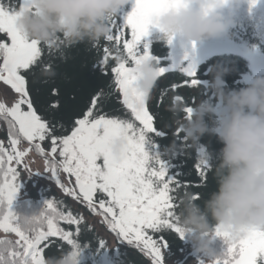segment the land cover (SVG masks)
Returning a JSON list of instances; mask_svg holds the SVG:
<instances>
[{
    "label": "snow or ice",
    "instance_id": "snow-or-ice-1",
    "mask_svg": "<svg viewBox=\"0 0 264 264\" xmlns=\"http://www.w3.org/2000/svg\"><path fill=\"white\" fill-rule=\"evenodd\" d=\"M180 3L182 0H134L132 10L122 21L117 23L116 17L108 20L104 35L107 41L115 40L119 44L123 30H130V38L123 39V52L116 48V64L111 68L124 117L105 112L106 97L111 92H97L91 97L86 111L72 113L73 119L61 113V105L55 96L52 103L43 102L38 109L26 86V76L34 74L35 68L42 63L45 67L41 71L51 69V65L42 59V45L53 55L64 41L59 36L47 42L28 38L17 27L16 20L30 7V0H20L18 5L11 0L7 4L0 0V33H6L10 40V43L0 40V82L18 94L10 105L0 101V120L7 125L12 148L9 153L0 143V228L18 237L15 242L0 241V264H46L42 253L54 244V237L66 242L71 249L69 252L76 258L86 246L74 238L81 232V225L87 224L82 213L61 210L52 200H45L38 214L19 216L10 209L20 187L18 166L29 151L17 150L21 139L28 142L30 149L34 148L44 156V172L55 179L64 193L83 205L89 214L101 217V223L107 225L118 240L135 245L150 256L151 264H165L164 230L184 238L186 230L179 222L176 208L183 199L178 195L179 190L188 188L190 182L181 180L180 172L171 171V161L194 155V167L203 178L211 159L196 139L186 136L180 127L176 128L169 144H161L153 138L166 136L165 128L155 127L148 95L139 88L135 70L141 61L151 60L157 66L158 77L164 74L165 68L151 57L148 43L143 44L142 52L138 45L148 34L151 17ZM248 3L251 8L258 0H248ZM172 39L171 35L167 38L169 43ZM111 51L108 47L103 49L104 56L98 65L104 75L108 74L104 66ZM183 72L187 77L184 86L200 84L191 65ZM179 100L177 96L173 103ZM183 111L190 117L192 107H185ZM66 125L70 126V131ZM117 135L124 139L119 155L109 148L111 138ZM47 141H50V148L45 151L42 143ZM101 159L102 164L98 163ZM61 169L75 178L73 187L60 181ZM28 170L31 175L33 172ZM60 222L69 229L74 226V232L60 227ZM150 232L161 235L156 239ZM212 236H219L224 241L222 250L211 255L213 264H264V227L249 226L234 234L223 226H216ZM99 243L106 245L104 239ZM60 250H63L62 245ZM198 261L205 264L204 259Z\"/></svg>",
    "mask_w": 264,
    "mask_h": 264
},
{
    "label": "trees",
    "instance_id": "trees-1",
    "mask_svg": "<svg viewBox=\"0 0 264 264\" xmlns=\"http://www.w3.org/2000/svg\"><path fill=\"white\" fill-rule=\"evenodd\" d=\"M4 2L7 4L9 0H4ZM11 2L18 5L20 0H11ZM133 5L134 0H127L116 16L117 23L119 20L122 21L132 10ZM218 11L222 13L226 22V27L221 35L222 40L228 45L226 48L211 49L208 47L203 51V47L209 46L211 43L212 36L193 41L195 42L193 45L192 41L176 35L169 43L153 25H149L148 34L142 38L138 45L142 52L143 44L147 42L151 57L156 58L159 65L165 68L164 74L157 78L148 97V107L154 116L155 127L165 128L166 136L153 137L161 144H169L174 139L173 134L177 126L173 123V112L170 109L174 104L175 97H180V100L175 103H178L183 109L189 106L193 107L203 99H208L218 106L214 89L211 87L213 78L218 73L221 74L224 81L222 87L225 91L242 88L252 78L264 76V69L256 71L253 67L255 62L264 67V0H258V3L251 8L248 0H226V3ZM115 34V30H113V35L115 36ZM58 36L64 43L60 50L54 51L53 55H50L47 46L42 45V59L51 65L50 71H41V68L45 67V64L42 63L40 67L35 68L34 74L26 76V86L32 99L36 102L35 106L39 109L43 102L52 103L53 96H55L61 105V113L66 114V118L74 119L72 113L86 111L94 94L111 92L112 94L106 97L104 110L108 113L114 112L123 118L124 110L122 104L119 103L118 89L114 86L111 68L116 64L114 59L117 54L116 48L123 52V39L130 38V30L126 28L123 30L119 44L115 40H105L104 36L99 40L86 38L71 42L65 39L62 34ZM0 40L10 43L6 33H0ZM105 47L112 49L107 64L104 66L107 75L102 74L101 68L98 67L103 59ZM189 65L194 68L195 78L200 81L198 86H184V80L187 77L183 69ZM182 116L186 117L187 114L183 112ZM208 123L211 127L213 120L210 118ZM66 128L70 131V126L66 125ZM196 141L206 150L211 159L204 177L202 178L196 172L194 155L173 159L171 171L180 172L182 174L180 179L190 182V186L186 189L181 188L178 195L184 197V193L187 192L188 195L196 197L194 199L196 203L202 205L208 194L215 188L216 160L222 144L211 132L200 135ZM0 143L4 144L9 153L12 152L7 125L2 120H0ZM42 147L48 151L50 141L42 143ZM57 158L59 159L58 155ZM102 162V159L98 160V163L102 164ZM26 199L36 205L39 211L45 200H52L60 205L61 210L82 213L87 224L81 225V232L74 238L81 245L86 246L82 247L77 264H150V259L144 252L123 240L115 238L116 247L114 248L109 247L107 242L105 246H101L99 240L104 238L86 219L92 215L83 205L66 193L60 194L49 185L38 190L30 186ZM181 207L182 205L179 203V207L176 208L177 215H180ZM60 227L74 232V226L69 229L64 222H60ZM149 234L156 239H159L161 235V233L151 232ZM162 235L167 243L164 250L165 263L174 259L183 263L189 254L196 250L187 233L183 239L169 230H164ZM4 240L15 242L14 239L6 236L0 241ZM52 240L54 244L45 248L42 253L45 260L51 257H61L71 250L70 246L60 238L54 237ZM61 245L63 246L62 251L60 250ZM209 247L214 252H219L224 247V241L219 236H212ZM197 252L202 253L203 257L213 264L211 256H205L201 251Z\"/></svg>",
    "mask_w": 264,
    "mask_h": 264
},
{
    "label": "clouds",
    "instance_id": "clouds-1",
    "mask_svg": "<svg viewBox=\"0 0 264 264\" xmlns=\"http://www.w3.org/2000/svg\"><path fill=\"white\" fill-rule=\"evenodd\" d=\"M127 0H30L17 18V27L28 38L47 42L62 34L68 41L99 40L108 30V20L116 17ZM220 0H182L151 17V25L167 39L180 36L188 41L221 33L226 22L218 11ZM193 5H196L195 7ZM137 82L149 97L158 78L151 60L136 65ZM221 74L211 83L218 106L203 99L192 107L190 117L174 103L173 123L189 138L206 132L222 144L215 167V188L203 204L190 195L183 197L179 222L197 251L211 256V233L223 226L234 234L249 226L264 227V76L252 78L239 89L225 91ZM213 120L209 127L208 120ZM122 136H113L109 148L119 155ZM46 264H77L71 252L51 257Z\"/></svg>",
    "mask_w": 264,
    "mask_h": 264
},
{
    "label": "rangeland",
    "instance_id": "rangeland-1",
    "mask_svg": "<svg viewBox=\"0 0 264 264\" xmlns=\"http://www.w3.org/2000/svg\"><path fill=\"white\" fill-rule=\"evenodd\" d=\"M222 32L215 36H212L211 43L209 44V46L203 47V51H205L206 48L208 47L211 49L226 48L228 45L226 42L222 40L221 37ZM253 65L256 69H264V67L257 62H255ZM17 96L18 94L14 93V91L10 89V86L4 85L3 82H0V101L10 105L14 101V99L17 98ZM24 149H29V151L24 156L23 163L18 166L19 172L21 174V178L19 179L20 187L10 205V209L19 216H25L39 212L37 206L26 199L27 190L30 186L38 190L41 187L49 185L55 188V190L58 193L60 194L63 193V190L57 185L55 179L51 178L50 174L44 172L45 169L44 156L36 153L33 148L30 149L28 142L21 139L20 143L17 145V150L23 151ZM13 166H16L15 162H13ZM25 166H28V169H30L31 172H33L31 175H30V171L26 169ZM35 171H40V172H35ZM59 179L63 184H65L68 187L74 186L75 178L70 177L67 173H64L62 169L59 171ZM3 210L6 211L7 209L5 208ZM0 215H2V212L0 213ZM87 220L91 225H94L96 227L97 231L101 236H103L109 247L112 248L116 247V243L114 240L117 237L115 233H112L108 229L107 225L101 223L102 220L101 217L92 215L91 218L87 217ZM5 236L7 238H12L14 240L18 239L15 233L10 231L5 232L2 228H0V240ZM148 258L150 259V264H151V257L148 256ZM188 258H189L188 260H186L181 264H199L198 261L199 259H204L205 264H211L207 258L203 257L202 253L197 252L196 250L193 253H191L188 256ZM165 264H180V263L177 261V259H174Z\"/></svg>",
    "mask_w": 264,
    "mask_h": 264
}]
</instances>
